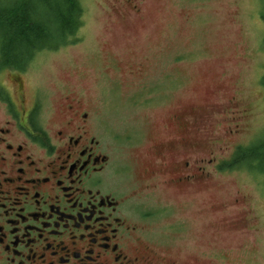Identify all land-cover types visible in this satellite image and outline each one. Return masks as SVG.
Returning <instances> with one entry per match:
<instances>
[{"label": "flooded vegetation", "instance_id": "1", "mask_svg": "<svg viewBox=\"0 0 264 264\" xmlns=\"http://www.w3.org/2000/svg\"><path fill=\"white\" fill-rule=\"evenodd\" d=\"M122 1L123 15L142 17L147 0ZM69 44L40 49L26 67L0 64V264H187L162 251L189 227L162 196L174 193L184 205L208 189L215 137L206 122L237 106L235 97L167 104V93L150 90L141 75L130 79L142 72L136 66L97 99L66 91L52 114L34 91L26 97L24 76ZM169 79L165 88L177 91L178 78ZM151 107L167 112L150 119L147 140L148 122L115 127L104 116L124 108L140 117ZM209 207L192 211L210 215ZM235 221L243 222L241 213ZM226 223L223 215L212 228Z\"/></svg>", "mask_w": 264, "mask_h": 264}, {"label": "rangeland", "instance_id": "2", "mask_svg": "<svg viewBox=\"0 0 264 264\" xmlns=\"http://www.w3.org/2000/svg\"><path fill=\"white\" fill-rule=\"evenodd\" d=\"M80 3L81 26L65 50L38 61L36 70L24 76L26 97L34 91L50 113H57L66 91L97 99L99 91L111 86L109 81L128 76L136 66L142 72L127 79L141 75L150 90L167 93V104H220L234 96L237 106L215 111L214 121L206 122L215 137L208 189L200 188L184 205L174 193L162 196L189 226L181 235L168 237L162 251L187 264H264V175L245 167L219 169L237 146L264 135L262 0H147L139 5L142 17L123 15L128 8L122 0ZM168 76L178 78L177 91L165 88ZM119 90L124 94L129 88ZM164 110L151 107L140 118L123 108L104 116L115 127L123 119L130 126L132 118L148 122L147 140L150 119ZM202 205L214 210L195 215L192 210ZM239 213L243 222L229 223ZM223 215L227 223L214 230Z\"/></svg>", "mask_w": 264, "mask_h": 264}, {"label": "trees", "instance_id": "3", "mask_svg": "<svg viewBox=\"0 0 264 264\" xmlns=\"http://www.w3.org/2000/svg\"><path fill=\"white\" fill-rule=\"evenodd\" d=\"M82 14L80 0H0V64L26 67L40 49L69 43L81 26ZM259 17L264 28V0ZM261 84L264 101V75ZM239 167L264 175V135L257 142L237 146L222 165Z\"/></svg>", "mask_w": 264, "mask_h": 264}]
</instances>
